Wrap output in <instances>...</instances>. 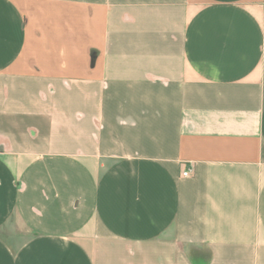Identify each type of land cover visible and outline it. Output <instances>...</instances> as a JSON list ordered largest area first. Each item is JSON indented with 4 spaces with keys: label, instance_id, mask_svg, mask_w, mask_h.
Returning <instances> with one entry per match:
<instances>
[{
    "label": "crops",
    "instance_id": "0c3cea01",
    "mask_svg": "<svg viewBox=\"0 0 264 264\" xmlns=\"http://www.w3.org/2000/svg\"><path fill=\"white\" fill-rule=\"evenodd\" d=\"M0 264H264V0H0Z\"/></svg>",
    "mask_w": 264,
    "mask_h": 264
},
{
    "label": "built area",
    "instance_id": "2783aa9c",
    "mask_svg": "<svg viewBox=\"0 0 264 264\" xmlns=\"http://www.w3.org/2000/svg\"><path fill=\"white\" fill-rule=\"evenodd\" d=\"M190 175V170L189 169H186L183 173H182V176L184 177H187Z\"/></svg>",
    "mask_w": 264,
    "mask_h": 264
}]
</instances>
